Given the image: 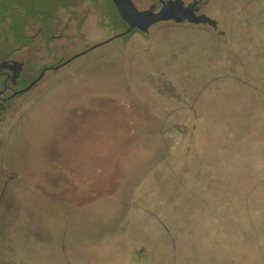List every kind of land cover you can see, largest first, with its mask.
<instances>
[{
	"label": "rangeland",
	"instance_id": "374dc122",
	"mask_svg": "<svg viewBox=\"0 0 264 264\" xmlns=\"http://www.w3.org/2000/svg\"><path fill=\"white\" fill-rule=\"evenodd\" d=\"M100 2L111 25L46 44L73 59L0 103V264H264V0L148 37Z\"/></svg>",
	"mask_w": 264,
	"mask_h": 264
},
{
	"label": "flooded vegetation",
	"instance_id": "af4514ba",
	"mask_svg": "<svg viewBox=\"0 0 264 264\" xmlns=\"http://www.w3.org/2000/svg\"><path fill=\"white\" fill-rule=\"evenodd\" d=\"M8 1L13 16L18 22V28L12 34L11 40L8 43H21V45L18 47L12 45L8 50L0 51V103H5L6 100H10L21 92H24L19 91L21 90L20 88H15L16 85L19 84L20 77L23 75L31 76L34 71L33 69L38 67L41 63L43 64L41 65L38 75H42L41 77L38 75L32 78L30 77L31 82L36 80L32 86H36L39 83L47 70L57 69L73 59V56L68 57L60 55L59 50V52L54 54V57L60 56L54 62L48 64L45 62V59H47L49 54H43V50L46 49V44L55 43L56 47L60 49L61 46L59 43L63 41L77 42L88 39L93 35V30H101L111 25L110 16L104 9L102 11L100 7V0H89L88 3H82L76 8L70 5H64L63 3H56L54 7L53 3H50L51 6H47L46 2L43 0ZM169 1L174 0H121L124 10L129 14L136 12H156L162 7L163 3ZM178 1H180L183 6L194 4L191 9L193 10L191 17L158 21L144 29L132 28L125 34L134 32L148 37L151 34L152 26L158 27L173 22L211 24L215 26V20L211 19L210 22L205 20L206 17H208L204 10L207 0ZM110 2L116 15L123 22L122 29L119 30V32H123L128 28V23L120 16L119 10L113 0H110ZM47 8L51 10L48 11ZM47 11L50 13L49 15ZM196 16L199 17L198 21L194 20ZM18 50H20L19 53L23 55L21 58L27 57L28 59H33L35 58L33 54H39V62L33 63L30 61L27 62L26 60H18L15 54ZM28 85L26 84L24 88Z\"/></svg>",
	"mask_w": 264,
	"mask_h": 264
},
{
	"label": "water",
	"instance_id": "95a60500",
	"mask_svg": "<svg viewBox=\"0 0 264 264\" xmlns=\"http://www.w3.org/2000/svg\"><path fill=\"white\" fill-rule=\"evenodd\" d=\"M115 5L117 6L120 16L126 20L128 23V28L123 31L119 32L113 37L123 35L130 31L132 28H138V29H144L148 27L149 25L156 23L158 21L163 20H169V19H179V18H189L193 14L192 7L194 4H189V6H183L180 1L174 0L169 1L167 3H163L162 7L159 8L156 12H147V13H141L136 12L133 14L127 13L123 6L121 0H113ZM194 20L198 21L199 17H195ZM207 22L211 21V18L206 17L205 19ZM111 39V38H110ZM42 74H40L39 77H41ZM36 80H33L29 83V85L25 88H22L19 91H25L29 87H31Z\"/></svg>",
	"mask_w": 264,
	"mask_h": 264
},
{
	"label": "crops",
	"instance_id": "0c3cea01",
	"mask_svg": "<svg viewBox=\"0 0 264 264\" xmlns=\"http://www.w3.org/2000/svg\"><path fill=\"white\" fill-rule=\"evenodd\" d=\"M205 12H206V11H205ZM185 24H188V23H185ZM185 24H184V25H185ZM191 24H193V23H191ZM195 25H199V26H201V27H202V26H203V27L205 26V27L209 28V27L207 26V24H195ZM168 28H169V27L164 26V25H163V26H158V27H157V29H158L157 32L165 31V30H167ZM209 29H211V28H209ZM212 30H213V29H212ZM213 31H214V36L217 38L218 36H217L215 30H213ZM176 123H177V120L175 121V124H176Z\"/></svg>",
	"mask_w": 264,
	"mask_h": 264
}]
</instances>
